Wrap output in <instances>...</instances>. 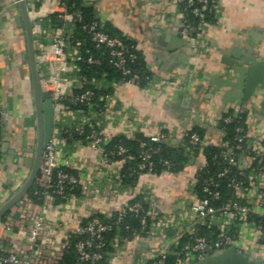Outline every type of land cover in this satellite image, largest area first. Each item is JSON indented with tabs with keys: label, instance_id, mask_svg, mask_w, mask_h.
<instances>
[{
	"label": "built area",
	"instance_id": "built-area-1",
	"mask_svg": "<svg viewBox=\"0 0 264 264\" xmlns=\"http://www.w3.org/2000/svg\"><path fill=\"white\" fill-rule=\"evenodd\" d=\"M98 0H12L11 5L16 6L19 2L24 4L26 15L31 23V35L34 50L36 70L39 75L40 89L49 94L52 102L54 114V130L51 139L45 145L38 169L35 183L40 187L44 196L43 205L33 204L34 211L27 216L17 219L10 214L0 219V264H59L64 253L70 248V236L80 237L74 244L73 249L76 256L74 264H97L101 259L100 249L104 246L102 236L110 233L113 226L122 222L126 213H133L136 217L142 211L140 202L129 204L126 201L119 209L104 211L96 208L93 203L114 201L117 197L132 190V187H124L120 181V168L122 164L134 159L128 154L127 150L119 147L114 155L120 157L118 161L102 156L100 145L116 135L133 139L131 126L134 118H127L125 107L119 103L117 90L122 86H135L141 90H160L163 88L184 89L193 82L194 72L188 75L173 76L170 78H159L154 75L150 67L148 71L152 78L146 79V86H140V80L128 68V63L136 60L133 51H137L136 45L128 46L119 37L108 35L104 29V20L100 17V10L97 6ZM77 5L81 8H94L96 16L94 21H85L81 11L77 10ZM169 9L180 15V36L189 51L196 55H202L208 50V31L213 27L224 25L225 16L219 0H169ZM212 17V22L207 20ZM189 17L196 19L195 23ZM86 36L84 39L78 35ZM78 36V37H77ZM90 42L94 49L101 50L99 56H94L86 49V41ZM104 51V52H103ZM107 63L121 74L118 80L107 81L96 78L88 79L80 74V65L85 64L89 67L102 66ZM92 88L110 89L108 93L97 96V101L102 103L98 109L94 108L95 94ZM260 97L253 96L246 100L239 109H234L233 117L244 114V124L248 127L254 120V112L258 108ZM85 107L86 109H82ZM113 113H117L118 120L125 119L127 129L122 133H105L103 130L107 126L113 127ZM8 110L0 98V162L3 157L2 145L5 142L3 127L8 118ZM231 115L214 120L207 119L209 127L215 129L222 139L224 134L218 129L219 122L229 124L233 121ZM68 121V125L65 124ZM88 129L85 140L68 142L69 133H83V129ZM237 136L232 143L223 141V150L219 158L225 163L217 178L226 177L230 168L237 165L238 154L242 152V145L245 141L243 129L236 127ZM64 134L66 136H64ZM173 136L165 127H158L154 134L148 137L151 143L164 142ZM71 138V137H70ZM183 144H187V155L189 166L195 165L199 161L198 154L204 148L201 137L196 133H190L184 129L180 133ZM76 143L80 146H89L96 150L97 158L93 163L83 162V164H70L61 156V148L69 143ZM252 149L243 155L240 160V167H250L255 159H262L264 147L261 141H253ZM182 144V145H183ZM142 151L139 153L138 170L141 171L140 177L148 175L154 177L153 163L151 154L152 149H146V144L140 142ZM217 157L214 156L213 159ZM245 165H242V162ZM59 166H65L73 173L57 171L55 180L52 173ZM89 166L90 175L95 177L94 188L85 190L81 184V172ZM162 166L165 170L161 175L176 176L177 172H170L172 166L169 161H163ZM111 170L106 175L108 186L99 185V177L102 170ZM196 173V172H195ZM243 176V173H238ZM196 182L194 176L186 189L187 197L180 198L174 207L163 211L157 210L156 198L149 182L141 185L138 195L141 196L146 204L145 217L150 225L144 234L135 233L131 240H121L118 233L110 241L113 258L120 256L130 242L142 240L146 243L153 241L160 236L163 230H175L176 233L168 241L159 242L154 248L142 253L136 259L135 264H165L168 254L171 252L176 255L181 263L192 264L202 261L209 254L236 249L237 240L241 237L243 229L253 231L256 242L264 243V227L259 224L249 222L251 214L261 216L264 220V165L260 166L256 173V180L249 181L248 186L242 181L231 179L228 187L232 189L234 200H228L221 208L212 205L213 200L217 199L218 193L210 191L204 187L203 192L209 196L197 198L193 192ZM212 183V182H210ZM213 186L217 184L213 183ZM79 189V194H70L66 202L54 205L48 191L60 197H64V192H72L75 188ZM82 200L91 205L90 211L83 219H89L86 223L79 224L72 229H65L66 232L58 239L57 229L60 223L48 221L46 218L47 209L61 208L65 204L73 201ZM116 214L115 222L107 223L97 218V215L104 220H110ZM142 224L146 223L144 216H140ZM196 225L215 227L219 231V236L210 239L199 236ZM235 229L234 234H231ZM191 235V242L184 244L180 250H176L177 241L181 234ZM84 237V238H83ZM247 252V251H246ZM247 254L256 257V247H253Z\"/></svg>",
	"mask_w": 264,
	"mask_h": 264
},
{
	"label": "crops",
	"instance_id": "crops-1",
	"mask_svg": "<svg viewBox=\"0 0 264 264\" xmlns=\"http://www.w3.org/2000/svg\"><path fill=\"white\" fill-rule=\"evenodd\" d=\"M225 16L224 25L208 31V50L202 55L189 51L180 36V15L171 12L169 0H98L100 17L133 40L137 51L156 77L170 78L194 72L193 82L184 89L163 88L160 90H141L135 86H122L117 90L119 103L125 107L127 118H134L131 131L150 136L158 127H165L173 136L164 142L172 147L183 144L182 130L203 126L207 132L202 138L204 145H218L220 136L209 127L208 117L219 120L223 114L239 109L237 102L223 104L229 88L219 86L227 79H233L221 63L226 54L238 49L240 56L256 54L264 59V0H219ZM12 0H0V98L8 110V118L3 127V135L8 150L15 156L4 155L0 162V206L9 199L25 182L30 168L26 161L32 162L36 141V125L31 100V81L27 63V46L23 25L16 21L19 10L13 8ZM114 125L107 126L104 132L122 133L126 131L125 119L117 113L112 115ZM65 124H69L65 121ZM247 136L253 141L264 139V111L257 108L254 120L248 126ZM61 156L70 164L93 163L96 150L80 146L74 142L61 148ZM200 165V163H199ZM197 165L189 167L176 176L143 175L136 186L114 201L96 202L93 205L104 211L119 209L126 201L139 193L141 185L149 182L156 198L157 210L174 207L178 200L187 197L188 182L196 172ZM100 175L103 188L108 186L106 175ZM89 166L82 170L81 184L85 190H92L96 184L90 175ZM25 197V196H24ZM22 198L9 211L17 219L27 216L35 207L28 199ZM91 205L82 200L65 204L61 208L47 209L48 221L60 223L57 229L59 239L65 229H72L80 219L87 216ZM175 230H163L151 242L133 241L112 264H135L139 255L154 248L161 241L170 240ZM256 247L257 258L264 260V244L256 242L250 229H243L237 240L236 249L247 253ZM221 251V250H220ZM247 251V252H246ZM217 252V251H216ZM214 253L209 254L213 257ZM193 264V263H192Z\"/></svg>",
	"mask_w": 264,
	"mask_h": 264
},
{
	"label": "trees",
	"instance_id": "trees-1",
	"mask_svg": "<svg viewBox=\"0 0 264 264\" xmlns=\"http://www.w3.org/2000/svg\"><path fill=\"white\" fill-rule=\"evenodd\" d=\"M77 10L81 11L84 20L94 21L96 16V11L94 8H81L77 5ZM189 20L192 23L196 22V19L193 17H189ZM207 20L212 22V17L209 15L207 17ZM104 31L114 37H119L122 40L125 41V43L128 46H134L135 42L126 36H124L120 31L113 29V27L109 24V22H104L103 25ZM79 38H86L85 35L80 34L78 35ZM77 36V37H78ZM86 49H89V52L94 56H99L101 53V50L94 49V46L88 42L86 39ZM104 52V51H103ZM136 55V60L133 63H128V68L132 71L134 75L138 77L140 80V86L145 87L146 86V79L152 78V75L148 71L145 60L140 54L139 51H133ZM80 74L86 76L88 79L96 78L97 80L105 79L107 81L112 80H118L121 78V74L113 69L108 63L107 60L103 62L102 66L96 67L92 66L89 67L85 64L80 65ZM95 94V104L96 106L94 108L98 109L101 107L102 103L98 102L97 96L108 93L110 89H96L92 88ZM82 109H86L85 107H81ZM231 115L233 117L234 113L232 111H228L227 113L223 114L222 117ZM234 118V117H233ZM245 115L239 114L237 118H234L233 121L229 124H224L222 122H219L218 129L222 130L224 137L220 140V143L218 145H205L204 148L201 150V152L198 154L199 161L195 163L197 165L196 173L194 174V178L196 182L193 186V192L195 196L199 199L208 197L209 195L207 193L203 192L204 187H208L210 191H215L218 193V198L213 200L212 205L215 208H221L226 204L228 200H234V194L232 189L228 187V184L231 179H234L236 181H242L244 185L248 186L249 181H255L256 180V173L260 166L264 165V156L262 159H255L253 163L250 165V167H240V160L242 159L243 155H245L247 152H249L253 147V140L250 139L247 136L248 127L244 124ZM236 127H241L243 129V135H245V141L242 145V152L238 154L237 157V165L235 167L230 168V172L226 177L217 178L218 172L225 167V163H223V160L219 158L220 152L224 149L221 142L228 141L230 144L232 143V140L238 135L236 132ZM2 128L0 127V135H1ZM190 133H196L198 134L201 139L206 134V130L200 127H194L190 130H188ZM70 137H68V142L71 141H77V140H85V137L88 134V129L84 128L82 134L71 132L69 133ZM140 142H144L146 144V149H152L155 151L151 154V161L153 163V173L155 176L161 175V172L165 170V167L162 166L163 161H169L172 165L170 167V172H182L183 170L195 166L191 165L189 166V158L187 155V144L184 143L183 145H179L176 147H172L167 145L165 142L160 143H151L148 140V137L144 136L142 133H135L133 139H127L124 136L116 135L111 137L106 142H103L100 147L102 150V156L105 158L111 159L113 161H118L120 157L114 155L116 150L119 147H123L127 150L128 154L132 155L134 157L133 160L125 162L122 164L120 168V181L121 185L124 187H134L137 185L138 180L140 178V175L142 174L141 171L138 170V164L140 160L138 159L139 153L142 151L139 144ZM261 145L264 147V139L261 141ZM216 156V159H213V157ZM200 163V165H199ZM57 171H63L67 173H73V171H70L65 166H59L57 169H55L52 173V179L55 180V176ZM243 173V176H239L238 173ZM193 178V177H192ZM191 181V180H190ZM189 181V182H190ZM212 182V183H210ZM217 184V186H213L212 184ZM43 190L37 186V184L34 182L29 190L27 191L25 197L30 200L33 204L37 205H43L44 203V196L42 195ZM49 196L53 202L54 205H60L66 202L69 195L72 193L74 195L79 194L78 187L75 188L72 192H64V197H60L52 192V190L48 191ZM140 202L142 205V211L139 213V216L136 217L133 213H126L123 216L122 222L114 225L113 230L110 233H106L102 236L104 246L100 249L101 253V259L97 264H109L110 262V256L113 253V247L110 245V241L114 237L115 233H118V236L121 240H131L135 233L137 234H144L149 229V221L145 217L146 213V204H144L141 196L137 195L132 200L129 201V204ZM9 211L4 215L6 217L8 215ZM140 216H144L146 223L142 224L139 220ZM97 218H99L102 221H105L107 223H113L116 219V214L112 216L110 220H104L102 216L97 215ZM89 219H83L81 221V224H84ZM249 222L254 224H259L264 227V220L261 216H258L256 214H251L249 217ZM195 229L197 230V234L199 236H205L210 239H215L219 236V231L215 227H209V226H203V225H196ZM235 229H232V233L234 234ZM70 248L64 253L62 260L59 262V264H74L75 263V253L73 249V244L80 239V237H75L74 235L70 236ZM84 238V237H83ZM191 242V235L188 233H183L179 237L177 241L176 250H180L181 247ZM264 244V243H263ZM180 259L174 255L173 253H169L165 264H180ZM148 264H151L149 262Z\"/></svg>",
	"mask_w": 264,
	"mask_h": 264
},
{
	"label": "water",
	"instance_id": "water-1",
	"mask_svg": "<svg viewBox=\"0 0 264 264\" xmlns=\"http://www.w3.org/2000/svg\"><path fill=\"white\" fill-rule=\"evenodd\" d=\"M19 10V17L16 21L23 25L27 46V63L29 66V74L31 81V100L34 110V118L36 125V141L33 152V159L30 163L26 161L27 167L30 168L29 174L23 185L0 206V219L20 200L22 199L31 185L34 183L40 164L41 155L45 145L52 137L54 130V114L52 102L49 94L40 89L39 75L36 70V62L34 59L33 42L31 35V23L29 22L24 4L19 2L16 6H12ZM226 56L221 59V63L226 68V73L233 72L234 78L223 81L219 86L229 88L223 98V104L234 103L241 107L242 104L250 97H260L258 108L264 111V59L256 54L248 56H240L238 49H234L232 53L225 52ZM203 128V126H201ZM3 157L8 155L15 156L13 151L8 150L6 142L2 145ZM2 157V159H3ZM2 162V160H1ZM245 165V162H242ZM193 264H264L256 257L247 253H241L234 248L221 250L214 253L213 257L209 255L202 261Z\"/></svg>",
	"mask_w": 264,
	"mask_h": 264
},
{
	"label": "rangeland",
	"instance_id": "rangeland-1",
	"mask_svg": "<svg viewBox=\"0 0 264 264\" xmlns=\"http://www.w3.org/2000/svg\"><path fill=\"white\" fill-rule=\"evenodd\" d=\"M24 198H26V197H24ZM26 199H27V198H26ZM19 201H21V199H20Z\"/></svg>",
	"mask_w": 264,
	"mask_h": 264
}]
</instances>
